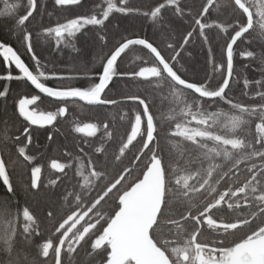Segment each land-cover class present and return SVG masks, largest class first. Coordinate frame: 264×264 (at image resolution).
<instances>
[{
  "label": "snow or ice",
  "instance_id": "6c2138e0",
  "mask_svg": "<svg viewBox=\"0 0 264 264\" xmlns=\"http://www.w3.org/2000/svg\"><path fill=\"white\" fill-rule=\"evenodd\" d=\"M3 3L0 16L14 20V27L35 62L36 74L13 47L0 42L3 63L14 65L19 72L14 76L9 71L0 75V80H25L58 103L55 112L37 113L29 105L35 104L39 96L19 99L15 110L27 125L21 135H5L4 140L11 139L17 145L18 157L30 167L28 192L44 191L56 196L58 181L68 177L66 169H74L78 180L73 190L60 196L64 211L59 217L55 201L44 209L47 224L43 228L29 206L17 207L13 212L10 201L0 205V253L6 256L0 264H264V0H193L195 15L182 0H157L148 10L130 6L129 0H103L106 6L96 5L98 11L44 27L39 35L54 39L57 47L63 44L75 50L77 33L90 26L103 29L110 16L118 13L151 22L170 41L166 48L174 54L166 57L147 38L122 36L101 57L99 72L68 77L46 72L34 52L33 34L26 23L38 11L39 0H26V12L18 17V3ZM54 5L71 11L81 7L82 0H54ZM166 10L179 19L191 18L186 21L191 30L179 42L173 35V21L164 15ZM213 12L217 18L210 19ZM224 13H230V17L219 19ZM213 31L224 34L219 63L211 46ZM255 33L261 40L259 50L251 47L239 51L241 59L248 61L243 67L259 65L261 79L249 80L246 75L235 73L234 55L238 48L234 46L238 41L251 45L246 34ZM96 35L106 46V35L100 31ZM194 35L202 46H208L206 62L211 73L203 81L190 82L183 78L177 64ZM133 46H142L150 55L142 65L118 71V61ZM212 74H219L220 80ZM114 77L147 83L153 92L167 85L168 95H160L162 100L170 101L169 110L175 116L169 117L171 123L163 137L162 125H158L152 111L153 102L146 95H125L123 101L108 96ZM50 78L87 79L89 83L83 87L53 88L42 82ZM233 79L237 83L242 80L243 95L251 101L258 98V102L243 103L230 98ZM8 91L6 86L0 90V98H6ZM77 100L118 108L131 101L136 108L132 115L125 112L120 116V120H127L128 127L117 141V150L109 153L104 147L115 139V132L110 123L102 122L101 146L94 147L92 154L79 148L87 156L86 161L70 152L65 153L71 157L67 163L51 160L48 167L61 175L44 183L42 166L34 163L36 157L26 151L32 143L31 126L52 125L58 117L66 116L67 102ZM219 102L228 105L230 111H207L205 105L211 107ZM73 130L94 137L100 129L96 123H85ZM22 137L26 143H21ZM162 138L172 148L162 147ZM47 139L51 141L53 136L49 134ZM7 164L0 154V183L7 193H14ZM221 182L225 185L222 191ZM221 212L227 218H221ZM80 248H85L84 258L77 259Z\"/></svg>",
  "mask_w": 264,
  "mask_h": 264
},
{
  "label": "trees",
  "instance_id": "16d2710c",
  "mask_svg": "<svg viewBox=\"0 0 264 264\" xmlns=\"http://www.w3.org/2000/svg\"><path fill=\"white\" fill-rule=\"evenodd\" d=\"M9 3H18L20 7L16 10V16L24 15L26 12V0H8ZM157 0H129L130 6L140 8L141 10H148L150 7H154ZM163 2V0H159ZM182 3L192 7L193 15L196 13V6L193 5V0H182ZM38 11L34 13L33 17L29 18V22L26 23V27L33 34L32 45L35 54L41 61V65L44 66L46 72H56L60 76L68 77L76 73L87 72L89 74H95L101 70V57L109 53L113 45H116L122 36L129 38H147L150 42H153L155 46L162 49V54L166 57H170L172 50L166 48V44L170 42L165 39L160 32H158L151 22L142 17L129 16L123 17L121 14L114 13L110 16L109 21H106V25L103 29L90 28L88 30L77 33L73 43L75 50L72 47H65L61 44L57 47L55 40L39 35L44 27L54 26L57 23H62L66 19L74 18L78 14H88L93 11H98L96 5L105 6L103 0H82V6L73 8L71 11H66L57 8L54 5V0H39ZM3 0H0V9H3ZM166 18L173 21L175 25V32L173 35L177 42L181 40L182 35L186 34L188 30H191L190 25L186 21H190V17L185 19H179L174 17L171 10L164 12ZM238 15V14H237ZM230 17V13H224L219 16V19L225 20ZM217 18V13L213 12L210 19ZM235 19V17H231ZM97 31L106 35V46L102 42L98 41ZM211 46L214 49L215 60L217 63L221 61V56L224 46V34H217L215 31L210 33ZM246 40L251 41V45L246 42L238 41V45L234 48H238V51L234 55L235 73L246 75L249 80L261 79V73L258 70L259 65L254 64L252 67L245 68L244 64L248 63L247 60L241 59L239 51L251 50V47H255L257 50L261 47V40L258 33L251 36L246 34ZM0 42H4L17 52L24 63L35 73V62L31 59V54L27 52L26 45L22 40V36L16 31L14 27V20L8 16H0ZM187 51L182 52L178 57L179 63L177 67L180 68L183 78L188 79L190 82L203 81L206 78V74L211 73V66L207 64L208 46L203 45L195 35L192 38V42L186 45ZM191 52V55H188ZM147 50L142 49V46H133L128 50L125 55L118 61V71H126L135 68L137 65H142L144 60L148 57ZM8 68V69H7ZM11 71L14 75H17L12 66L6 67L3 63V58L0 57V75H6ZM36 74V73H35ZM215 75L216 80H220L219 74ZM240 77H237L239 79ZM98 79V78H97ZM237 79L231 81L232 91L228 92L230 98L234 101L243 103H255L251 101L247 96L242 93V80L237 83ZM45 84L54 88H66L71 86H87L89 81L87 79H57L50 78L48 80H42ZM210 83L215 81L210 80ZM8 87L9 91L6 98H0V154L8 161L7 170L10 175V180L14 186V193H7L6 189L0 183V205H3L5 201H10L11 209L13 212L17 207L29 206L36 214L42 228L46 226L45 220L46 212L44 209L48 207L51 201L56 202V214L59 217L64 209V201L60 199V196L65 194L66 191L73 190V185L76 184L78 177L74 176V169H66L68 177L58 181V187L54 189L56 196H51L50 193L41 191L36 194H32L26 190L27 184L30 180V167L23 158L18 157L16 152V146L10 140L5 141L4 136L7 135L11 138L19 136L22 132L23 126L27 125V122L23 118L19 117L15 110L16 103L21 98H31L32 95H37L40 99L33 105L31 109H35L39 112H51L58 107V103L54 99L37 94L26 82L23 80H0V90L4 87ZM254 87V86H250ZM111 91L108 92V96L123 101V97L129 94H141L146 95L147 98L153 102L152 111L158 125H162L160 128L161 136H164L165 131L170 126L169 117L175 116V113L169 109L172 104L169 100H162L160 93L168 95L169 89L165 84L163 89L152 91V86L144 82L129 81L127 78L114 77V82L110 85ZM61 105V103H60ZM63 105V104H62ZM74 106V105H73ZM73 106L69 111L73 110ZM79 106V105H78ZM209 112H229L228 105L219 102L208 107ZM136 106L131 102H123L121 107L115 106H99L95 109L85 108L82 109L79 120L96 122L99 127L98 135L94 137L74 136L71 132L70 122H68L67 115L65 117H58L54 125L49 128H32V143L28 145L26 151L30 155H34L36 160L34 163L40 164L43 168V182L47 183L50 178H56L61 175L52 172L48 167L51 160L55 159L61 163H67L71 157L65 155L70 152L75 155H79L87 160V156L84 153L79 152V148L83 147L85 153L92 154L94 147L101 146L102 137V122H108L112 125V129L115 132V139L113 141L106 142V147L109 153L117 150V141H119L121 135L128 127L127 120H120V116L125 112L129 115L133 114V109ZM178 111V109H177ZM72 116V115H71ZM223 119V117H222ZM254 128V125H253ZM51 134L53 139L49 141L48 135ZM242 135L244 133H241ZM26 138L22 137L21 143H26ZM162 147L167 145L168 148H172L171 144H167V141L161 139ZM211 146V143L209 144ZM136 151L135 148L132 150ZM98 155V154H97ZM218 163L220 161H217ZM127 163V159L125 160ZM259 164V161H257ZM244 167L243 165L241 166ZM244 176H240V180L243 181ZM224 182H221L220 190H223ZM71 199V198H70ZM221 218H227L225 213H218ZM232 215V213H228ZM238 236H242L243 233H238ZM19 239V237H17ZM39 239V238H37ZM203 239V237L201 238ZM20 245H17L19 248ZM85 248H80L77 255V259L84 258ZM6 256L0 253V260L5 259Z\"/></svg>",
  "mask_w": 264,
  "mask_h": 264
},
{
  "label": "flooded vegetation",
  "instance_id": "af4514ba",
  "mask_svg": "<svg viewBox=\"0 0 264 264\" xmlns=\"http://www.w3.org/2000/svg\"><path fill=\"white\" fill-rule=\"evenodd\" d=\"M13 68H14V66L13 65H11ZM6 67H8V65H6ZM8 69V68H7ZM14 71L16 72V74L17 75H19V73L17 72V70L14 68ZM12 73V72H11ZM13 74V73H12ZM35 74V73H34ZM14 75V74H13ZM15 76V75H14ZM17 81V80H16ZM24 82H26L25 80H23ZM97 82H98V79H97ZM27 83V82H26ZM28 84V83H27ZM29 85V84H28ZM46 86H49V85H47L46 84ZM54 88V87H53ZM35 91V90H34ZM36 92V91H35ZM37 93V92H36ZM37 94H39V93H37ZM41 95V94H40ZM46 97V96H45ZM51 99H53V98H51ZM57 103V102H56ZM63 103H61V105L59 104V106H65L64 104L62 105ZM74 105V106H73ZM79 105V106H78ZM67 108H68V110L69 109H71L72 108V106H73V110H71V111H69V113H66V115H67V118H68V122H70V128H71V132H72V134L74 135V136H84V137H87V135L85 134V133H77V132H75L73 129L77 126V125H83V124H85V123H96V122H91V121H86V120H83V121H81V120H79V117H80V115H81V112H82V109H81V107L83 108V109H85V108H90V109H95V108H98L99 106H88V105H86V104H83L82 102H80V101H75V102H73V101H68L67 102ZM29 108L31 109V105H29ZM57 109V108H56ZM56 109L54 110V111H51V112H55L56 111ZM18 113V112H17ZM38 113V112H37ZM72 115V116H71ZM22 118V117H21ZM54 123H55V121L53 122V124L52 125H49V126H47V127H43V128H49V127H52L53 125H54ZM97 124V123H96ZM98 125V124H97ZM32 128H41V127H36V126H31ZM21 133L22 132H20V134L19 135H21ZM96 135H98V131H97V133H96ZM50 164V163H49ZM51 170V169H50ZM52 171V170H51ZM53 172V171H52ZM58 174H60V173H58Z\"/></svg>",
  "mask_w": 264,
  "mask_h": 264
},
{
  "label": "water",
  "instance_id": "95a60500",
  "mask_svg": "<svg viewBox=\"0 0 264 264\" xmlns=\"http://www.w3.org/2000/svg\"><path fill=\"white\" fill-rule=\"evenodd\" d=\"M14 66V65H13ZM15 67V66H14ZM16 69V68H15ZM17 70V69H16ZM17 72H18V70H17ZM19 73V72H18ZM28 84H29V86L33 89V90H35L37 93H39V94H41V95H43V96H46L45 94H43V93H40L39 92V90H37V89H35V87L34 86H32L31 84H30V82H27ZM48 87H50V86H48ZM47 97V96H46ZM48 98H51V97H48ZM80 102H82V101H80ZM83 104H86L85 102H82ZM86 105H88V104H86ZM88 106H92V105H88ZM33 126H35V125H33ZM47 126H49V125H45L44 127H47ZM36 127H38V126H36Z\"/></svg>",
  "mask_w": 264,
  "mask_h": 264
},
{
  "label": "rangeland",
  "instance_id": "374dc122",
  "mask_svg": "<svg viewBox=\"0 0 264 264\" xmlns=\"http://www.w3.org/2000/svg\"><path fill=\"white\" fill-rule=\"evenodd\" d=\"M106 6V5H105Z\"/></svg>",
  "mask_w": 264,
  "mask_h": 264
}]
</instances>
